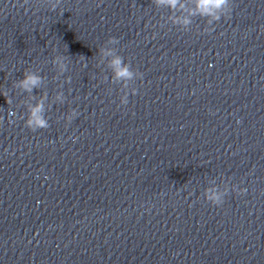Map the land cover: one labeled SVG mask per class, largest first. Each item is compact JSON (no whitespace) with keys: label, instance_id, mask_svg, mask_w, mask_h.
I'll return each mask as SVG.
<instances>
[{"label":"clouds","instance_id":"obj_1","mask_svg":"<svg viewBox=\"0 0 264 264\" xmlns=\"http://www.w3.org/2000/svg\"><path fill=\"white\" fill-rule=\"evenodd\" d=\"M179 0H157V3H166L169 6L175 8ZM27 3V0H25ZM60 3V0H55L51 4L50 10L55 11ZM228 3V0H197V9L202 15H210L214 10H219L223 8ZM219 17H217L218 19ZM190 21L185 20L184 23H189ZM109 42H116L114 37L109 38ZM64 56H58L56 61L60 64L61 69L65 68L63 61ZM112 66L115 70V75L118 79H128L131 78L132 73L127 66L123 65L122 58L117 56L112 60ZM41 77L34 73H25L24 78L18 81V84L26 92H31L34 88L39 86ZM7 98V96H5ZM43 110V104L38 103L29 109V116L25 120L26 126L35 131L36 128H46L47 121L42 117L41 113Z\"/></svg>","mask_w":264,"mask_h":264}]
</instances>
